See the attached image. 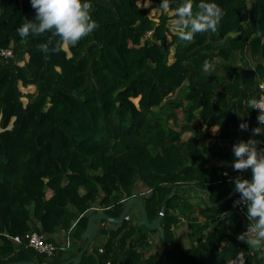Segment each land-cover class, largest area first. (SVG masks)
I'll return each instance as SVG.
<instances>
[{
    "label": "trees",
    "instance_id": "trees-1",
    "mask_svg": "<svg viewBox=\"0 0 264 264\" xmlns=\"http://www.w3.org/2000/svg\"><path fill=\"white\" fill-rule=\"evenodd\" d=\"M146 1L160 7L161 0H91L97 26L74 44L52 29L22 38L17 27L36 15L30 0H6L0 9V264H60L76 255L94 207L120 217L138 185L145 187L140 197L149 220L163 211V235L132 222L131 212L117 230L104 220L80 264H264V248L237 239L250 223L232 208L238 193L216 205L233 190L232 176L249 173L225 174L212 161L228 163L232 147L213 151L206 143L214 125L232 144L258 125L246 100L258 94L259 77H243L232 58L248 50L264 62V0H216L223 16L215 31L191 39L175 33L170 41L171 16L162 8L155 23ZM184 3L169 0L168 8ZM200 3L191 0L194 13ZM233 30L238 34L227 36ZM205 59L212 70L203 69ZM263 62L256 65L260 77ZM30 85L35 92L25 94ZM241 120L248 129L238 127ZM185 132L193 135L183 139ZM198 197L213 217L192 225L184 246L173 228L181 216L194 220ZM61 230L68 234L63 242ZM34 232L55 244L53 254L29 245Z\"/></svg>",
    "mask_w": 264,
    "mask_h": 264
},
{
    "label": "clouds",
    "instance_id": "clouds-1",
    "mask_svg": "<svg viewBox=\"0 0 264 264\" xmlns=\"http://www.w3.org/2000/svg\"><path fill=\"white\" fill-rule=\"evenodd\" d=\"M30 4L35 9L36 15L35 19L24 18V22L17 27L16 30L22 38L30 32L40 33L52 29L62 42L74 44L97 26L96 20L90 13L91 0H30ZM168 5L169 0H161V8H168ZM199 8L201 10L194 13L191 10V0H186V3L176 9L175 25L181 29L179 36L182 39H191L198 31H215L216 25L223 16V10L216 0H201ZM39 47L46 49L47 45L41 44ZM213 68L214 65L205 59L203 69L210 71ZM263 78L264 76L258 79V94L251 95L246 100L250 110H259L256 115L258 125L251 128L252 135L246 139H238L232 144V159L228 162L233 169L249 173V175H241L238 172L231 177L233 190L239 194L234 203L243 205L245 212L242 215L250 221L246 223L245 229L237 234V239L257 248H264V140L257 138V135L264 137V92L259 93V82ZM238 127L246 130L249 122L241 120ZM140 195L136 193L132 196L141 198ZM151 197L152 195H148L147 198ZM127 199H124L125 202ZM94 208L97 209L96 206ZM103 209L105 210L104 207ZM129 213L126 219L129 218ZM132 222H136L135 219H132Z\"/></svg>",
    "mask_w": 264,
    "mask_h": 264
},
{
    "label": "crops",
    "instance_id": "crops-1",
    "mask_svg": "<svg viewBox=\"0 0 264 264\" xmlns=\"http://www.w3.org/2000/svg\"><path fill=\"white\" fill-rule=\"evenodd\" d=\"M159 8L161 11L162 8L161 7H159ZM167 10H169V11H167ZM166 11L168 12L169 16L172 17L171 19H177L176 10H170V9L166 8ZM237 34H238V31L233 30V31H229L227 36L235 37ZM259 62H263V60L260 59L259 57H253L249 53L248 50L237 51L236 53H234L233 58H232L233 67H240L243 77L257 76V75H258V77H260V74L256 70V65ZM263 66H264V62H263ZM216 73L220 76L226 75L225 71L219 72L217 70ZM167 125H174V122H172V120H169L167 122ZM200 127L201 126H199V128ZM209 132H210V136L206 139V143L213 151H224V150L230 149L232 147V137L228 136V135H222L219 125H214V126L210 127ZM192 135H193L192 132H185V133H183L182 136H183V139H188ZM212 163H214L218 166L224 167V171H223L224 173H227L229 170H231V171L235 170L229 165V163L223 162L220 159L215 158L212 161ZM144 188L145 187H142V186L140 187V185H138L136 187L135 194L137 193V195H140L141 193H144L145 191L144 192L142 191ZM196 200H197L196 204L198 206V209L195 211V213L192 216L194 220H188L187 217L181 216L179 223L173 228V232L175 233V236L183 244L186 242H188L189 244L191 243V240H192L191 233L193 232L192 225L195 226L197 224H201V223L205 222L206 220H211L213 217L212 214L207 215L206 213H203L202 210L200 209V206H199V202L201 200L200 197H198ZM198 200H199V202H198ZM131 213H132V215H134V217H137V218L142 217L141 209L138 205H134L132 207ZM151 213H152V209H151ZM190 223H194V224H190ZM75 224L76 223L73 222V224H72L73 228L75 227ZM57 235H59L57 237L59 242L65 241L67 236H68L67 232L64 230L59 231V233H57ZM157 237H158L157 233H155V235L154 234L151 235V238L154 241V243L156 242V243L160 244V241L157 239ZM95 240H94V242H95ZM81 241H82V239H81ZM93 243L91 244V248H92ZM74 249L75 248L73 247V248H70L69 250L71 251ZM152 251H153V249L149 248L148 254H150Z\"/></svg>",
    "mask_w": 264,
    "mask_h": 264
},
{
    "label": "water",
    "instance_id": "water-1",
    "mask_svg": "<svg viewBox=\"0 0 264 264\" xmlns=\"http://www.w3.org/2000/svg\"><path fill=\"white\" fill-rule=\"evenodd\" d=\"M234 193L235 191L232 190L229 195L223 198L219 203H216V205H220L224 203L226 200L231 198L234 195ZM207 200L210 203V193L209 192L207 195ZM125 203H126V208L123 211V213L120 215V217H113L109 215L108 213L105 212L101 204H97L96 205L97 211L92 213L89 216L86 229L83 231L82 236H81L82 241H85L83 248L78 252L77 255L61 262L60 264H80L85 252H87L90 249L91 244L96 239L98 230L102 226L103 221L105 220L108 222L109 229H113V230L119 229L123 225V222L126 219V215L130 212L134 204L139 205L141 209V213H142L141 218L134 217L133 215L131 216L132 219H135L138 226L144 225L145 227L152 229V230L159 229L161 236L163 235L164 229L163 227H161L163 211L154 221H150L148 218V213L144 206L143 199L139 198L138 196H132L128 198ZM210 205H213V204L210 203ZM8 264H36V263L34 261H16V262L8 263Z\"/></svg>",
    "mask_w": 264,
    "mask_h": 264
},
{
    "label": "rangeland",
    "instance_id": "rangeland-1",
    "mask_svg": "<svg viewBox=\"0 0 264 264\" xmlns=\"http://www.w3.org/2000/svg\"><path fill=\"white\" fill-rule=\"evenodd\" d=\"M6 2V0H0V9L2 8L3 4ZM143 6H147L150 8V11H149V16L153 19V21L155 23H159L160 22V15L162 13V10L160 11V8L159 7H155L154 6V3L153 1H146L144 4H142ZM175 20L176 19H170L169 20V31H168V35H167V38L168 40L170 41L172 39V35L173 34H179V31L181 29H179L178 27H176L175 25ZM149 37L151 39V41H154L155 38L153 37V33L152 31L149 32ZM26 59H28V55H26ZM175 60V44H172L171 45V52L169 54V61L170 62H173ZM24 61L21 62V64H23ZM22 90L25 94L27 93H34L35 92V86L34 85H30V86H27V87H22ZM23 101L24 103H27L29 101V97L28 96H24L23 97ZM157 109V108H156ZM155 109V110H156ZM179 114L180 116L183 118L184 117V113L182 110H179ZM161 119V123L164 124L165 126H167V122L168 120H166L165 118H162V117H159ZM151 235V233H150ZM101 241H104V236H100L98 239H97V244H99ZM189 243L186 242L184 243V246H188Z\"/></svg>",
    "mask_w": 264,
    "mask_h": 264
},
{
    "label": "built area",
    "instance_id": "built-area-1",
    "mask_svg": "<svg viewBox=\"0 0 264 264\" xmlns=\"http://www.w3.org/2000/svg\"><path fill=\"white\" fill-rule=\"evenodd\" d=\"M6 54H11V51H6L5 52ZM264 92V78L260 80L259 82V93H262ZM257 111H259L258 109H256ZM239 194H237L235 196V198L233 199V202H232V208L241 213V214H244L245 212V209L243 207V205H240V204H235L234 203V200H236V198L238 197ZM28 237V242H29V245H31L32 247H34L36 250L40 251V252H43V253H47V254H53L54 250H55V244L54 243H51L49 241H46L45 237L39 233H32L30 235H27ZM19 239V238H17ZM66 245L69 246V242L66 241ZM101 252L103 251V248H100L99 249ZM107 264H112L111 261H107Z\"/></svg>",
    "mask_w": 264,
    "mask_h": 264
}]
</instances>
